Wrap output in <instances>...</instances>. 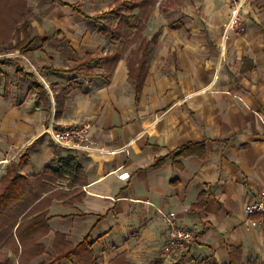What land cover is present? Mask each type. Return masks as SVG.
<instances>
[{"label": "crops", "instance_id": "crops-1", "mask_svg": "<svg viewBox=\"0 0 264 264\" xmlns=\"http://www.w3.org/2000/svg\"><path fill=\"white\" fill-rule=\"evenodd\" d=\"M157 5L151 23L158 13L185 16L190 32L166 27L141 33L149 41L156 35L145 62V49L133 44L126 51L117 44L99 57L97 71L94 52L63 37L75 62L51 67L37 51H47L49 40L42 38L41 49L24 53L32 72L15 71L29 80L39 107L31 112L13 107L4 98L8 81L4 89L0 83V161L11 160L0 174L17 166L26 184L42 187L36 201L21 210L12 237L18 243L17 230H24L23 241L35 239L45 252L9 255L10 264H199L209 257L227 264L230 248H241V263H264L263 230L249 227L244 213L264 191V0L245 6L244 31L225 39L227 0ZM133 52L142 62L131 61ZM14 56L0 54V78ZM91 58L94 62L80 66ZM71 73L78 84L55 90L56 81ZM35 83L44 86L48 103L38 97ZM84 124L101 152L61 149L44 132L49 125ZM189 144L201 147L177 157ZM68 156L82 168L72 187L47 173ZM118 168L130 172L129 181L117 178ZM52 179L59 184L49 190ZM202 192L204 207L192 211ZM159 211L175 213L177 225L193 231L188 251L163 258L167 226Z\"/></svg>", "mask_w": 264, "mask_h": 264}, {"label": "rangeland", "instance_id": "rangeland-1", "mask_svg": "<svg viewBox=\"0 0 264 264\" xmlns=\"http://www.w3.org/2000/svg\"><path fill=\"white\" fill-rule=\"evenodd\" d=\"M71 5L76 6L80 14L72 11L70 8L61 6L59 4L51 3L50 0H0V54L15 55L13 65L9 68H4L0 83L4 89V81H8V89L5 94V99L12 100L13 107L20 110L26 109L31 112L34 107L37 108L35 102L32 100V90L29 88V80L23 74H16L17 69L24 71H31L30 62H27V57L24 53H20L18 45H24L29 50L41 49L40 40L48 38L49 43L46 46L47 51L37 50L40 54V59H47L51 67L56 68H70L74 61V57L67 50L69 49L62 38H68L73 47L90 48L94 54L97 71L99 70L100 60L99 57L104 56L106 52H110L113 47L120 44L122 49L126 51L135 44V47L148 50L151 48L148 39L142 37L141 33L153 35L157 30L169 28L171 30H178L190 32L189 27H185L183 22L185 16L175 19L171 16H156V22L151 23V14L153 6L163 0H62ZM173 0H165V2ZM157 5V7H158ZM156 7V6H155ZM108 12L107 16H101ZM128 15H140V20L137 24V35L129 36L128 38L121 37L118 40H113L109 35L104 34L101 29H114L120 25L122 18ZM84 16L87 19L81 17ZM245 15L243 16L244 19ZM229 19V16H228ZM226 20V22L228 21ZM150 21V22H149ZM244 21V20H243ZM123 22V21H122ZM162 27L160 28V26ZM244 31V22L242 31H233L230 33L240 35ZM139 34V36H138ZM229 33H224L223 39L227 38ZM132 37V38H130ZM31 41V44H30ZM224 42V41H223ZM70 43V42H69ZM133 47V48H135ZM55 51L60 50L61 56L55 54ZM79 51H81L79 49ZM48 55H53L51 58ZM148 56V55H147ZM144 56V59L147 58ZM131 61L142 62L136 52L130 56ZM145 62V60H144ZM143 62V63H144ZM4 66V64H0ZM79 65L76 64V66ZM97 65V66H96ZM78 69V68H77ZM79 70V69H78ZM89 73V71L85 70ZM38 72V71H37ZM91 71L90 74H94ZM78 84V79L75 78L73 73L67 75L61 81H56L55 90H60L66 85ZM46 111V110H45ZM7 166V165H6ZM1 169V168H0ZM3 169V168H2ZM1 169V170H2ZM0 170V171H1ZM3 173L0 174L1 177ZM61 182V181H60ZM59 181L51 180L50 189H56ZM2 185H0V191ZM0 226V264H10L9 255L22 256V257H35L40 256L45 252V247L36 244V240L31 242L18 241L22 245L14 242L12 233L8 228ZM23 232V231H22ZM42 247V248H41ZM49 254V252H48ZM241 264H264L257 262H242Z\"/></svg>", "mask_w": 264, "mask_h": 264}, {"label": "trees", "instance_id": "trees-1", "mask_svg": "<svg viewBox=\"0 0 264 264\" xmlns=\"http://www.w3.org/2000/svg\"><path fill=\"white\" fill-rule=\"evenodd\" d=\"M165 0L162 1V3ZM51 3L59 4L61 6H65L70 8L72 11L80 13L79 10L76 8V6L71 5L67 2H64L62 0H50ZM109 13L106 12L102 14L101 16H107ZM112 14V12L110 13ZM109 14V15H110ZM140 15H128L125 18H122V21L120 25H118L114 29H101L104 34L109 35L113 40H118L121 37H124L125 39L129 36L133 35L134 32L137 33V24L140 20ZM156 41V35L153 36L151 41L149 42L150 47L152 44H154ZM41 42H46L45 40H42ZM31 44V41H30ZM18 50L20 53H25L28 49L27 45L22 46L18 45ZM147 50L145 49V55L147 56ZM118 59V56H114L113 60L116 61ZM109 61H112L111 58ZM90 62H94V60L88 59L87 61H82L80 66H86L90 64ZM30 78L35 77L33 75H28ZM142 80L137 83L136 89L137 94L140 92L141 88V82ZM34 88L38 91V97L44 100V103H48L47 100L48 93L45 90L44 86L40 83H35ZM60 107V103L57 102V107ZM201 145L199 144H189L187 146H183L179 149L178 153L176 154L177 157H187L195 154L196 148H200ZM162 159H159L154 165L153 168H157L161 164ZM17 166H11L7 168L4 176L0 179V185H2V189L0 191V226H3L2 228H8L11 232L13 229V225L15 224L16 219L19 217L21 210H23L28 204H32V202H35L36 199L39 197L38 192H41V185L33 184L29 185L26 184L25 180L16 174ZM82 168L77 162L75 157L68 156L66 158H62L58 161L56 168H48L47 173L54 177L55 179H63L66 178L68 182V186L72 187L75 185V183L80 182L79 177L81 175ZM49 187V186H48ZM49 190L50 189L49 187ZM32 195L31 198H29V195ZM34 194V195H33ZM205 205V193H200L197 199V203L192 207V211H198L202 210V208ZM36 224L38 222V219H35ZM38 228V227H37ZM24 229V227H23ZM23 232L18 229L17 230V236L18 239L22 242L24 239L22 237ZM228 258L229 262L227 264H241V248H230L228 252ZM182 264V263H177ZM199 264H217L216 261L209 257L208 259L202 261Z\"/></svg>", "mask_w": 264, "mask_h": 264}, {"label": "built area", "instance_id": "built-area-1", "mask_svg": "<svg viewBox=\"0 0 264 264\" xmlns=\"http://www.w3.org/2000/svg\"><path fill=\"white\" fill-rule=\"evenodd\" d=\"M229 6V19L224 24V33L243 30L244 7L253 0H227ZM90 125H70L55 127L49 125L45 133L49 135L51 141L59 148L72 152H101L91 136ZM11 160L5 158L0 161L2 169ZM0 169V170H1ZM117 178L122 182H127L131 178L129 171L118 168ZM247 225L251 228H260L264 233V191L261 192L250 204L245 206ZM162 221L167 226V237L162 247L163 258L188 251L194 240V233L191 229L181 227L176 223V215L173 212L164 213L159 211ZM264 245V242H263Z\"/></svg>", "mask_w": 264, "mask_h": 264}]
</instances>
